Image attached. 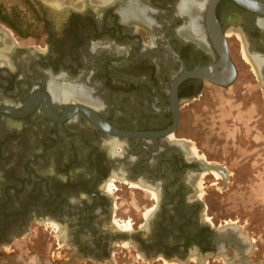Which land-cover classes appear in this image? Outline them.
<instances>
[{"label": "flooded vegetation", "instance_id": "obj_1", "mask_svg": "<svg viewBox=\"0 0 264 264\" xmlns=\"http://www.w3.org/2000/svg\"><path fill=\"white\" fill-rule=\"evenodd\" d=\"M20 1L24 12H0V163L9 160L13 166L25 159L34 174L17 179L28 188L34 165L62 148L72 150L61 154L65 171L50 166L36 176L42 193L29 196L28 220L21 217L22 202L12 201L21 215V233L32 218L61 225L67 229L65 242L74 246L70 262L103 260L113 247L128 244L145 258L182 264L193 253L222 255L228 264L236 256L235 264H263L250 258L251 239L238 230L227 233L231 241L224 239L216 230L227 222L214 226L201 216L196 189L211 173L204 168L211 163L177 129L182 109L203 97L209 85L226 88L235 82L234 47L263 80L264 16L257 12L264 10L257 2L264 0L215 2L236 75L227 84L208 77L182 79L177 87L180 118L173 131V85L185 71L221 59L209 29L214 0ZM223 63L216 67L219 75L213 73L218 79L228 73ZM68 87L84 97H55ZM38 143L42 146L29 152ZM17 188L10 196L18 194ZM124 189L142 194L140 215L128 208L137 217H116L120 196L115 192ZM9 227L0 228V244L19 234Z\"/></svg>", "mask_w": 264, "mask_h": 264}, {"label": "rangeland", "instance_id": "obj_2", "mask_svg": "<svg viewBox=\"0 0 264 264\" xmlns=\"http://www.w3.org/2000/svg\"><path fill=\"white\" fill-rule=\"evenodd\" d=\"M0 4L8 12H24L26 9L20 0H0ZM243 54L257 72L245 48ZM232 57L238 67V77L232 86L220 88L209 85V91L203 97L189 102L182 109L181 123L177 130L178 136L189 140L186 143L191 144L205 160L222 166L227 171V176L218 172L219 178L212 171L208 172L199 181L196 190L203 202L201 216L209 217L214 226L224 222L236 224L239 232L253 242V249H249L250 258L264 264V198L258 199L256 196V189L264 188V78L261 82L257 80L251 67L240 58L237 47L233 48ZM257 75L260 79L258 73ZM40 146L42 145L38 143L29 152L36 151ZM68 152H72L71 148H62L58 155L56 153L47 159H41L34 165L36 175L34 181L26 185L28 188L20 180H28L34 173L28 170L25 159L18 160L13 166L8 164L9 160L0 163V228L8 224L16 227L19 233L8 242H1L0 264H182L175 259L145 258L133 247H128V244L113 247L111 256L103 260L90 261L84 258L70 262L74 246L65 242L67 229L61 225L53 223L51 226L32 218L28 229L21 233L18 220L21 217L28 220L26 205L29 196L42 193L36 176L43 175L50 166H55L57 173L65 171L61 154ZM83 164L84 162L78 166L83 168ZM258 185L260 186L257 187ZM15 186H18V194L10 196V191ZM115 194L120 196L116 217H137L134 212L130 214L128 208L135 207L137 211L142 202V194L126 189ZM14 199L22 202V216L17 215L19 209L12 208ZM137 214L140 215L139 211ZM7 231L8 229L1 232V236ZM68 234L70 237L69 231ZM58 242L62 244L60 248H57ZM193 254L195 255L187 264H228L222 255L213 257L211 254Z\"/></svg>", "mask_w": 264, "mask_h": 264}, {"label": "water", "instance_id": "obj_3", "mask_svg": "<svg viewBox=\"0 0 264 264\" xmlns=\"http://www.w3.org/2000/svg\"><path fill=\"white\" fill-rule=\"evenodd\" d=\"M217 0L213 1L212 4V12H209V29H210V34L214 40L215 46L221 56L220 62L217 65L214 66H209V67H202L199 69H196L194 71H185L184 74L175 82V84L173 85L172 91V108H173V112H174V123L173 125L169 128V131H173L178 123H179V118H180V113H179V106H178V102H177V87L179 82L187 77H196V78H203V77H208L210 80H212L213 82L219 83V84H227L229 82H231L235 75H236V70L235 67L233 65V63L231 62V58L229 56V51H228V46H227V41L225 36L223 35V33L220 30V25L219 22L216 18V14L213 11L215 2ZM241 4H244V2L242 0H238ZM245 5V4H244ZM247 6V5H246ZM261 8H264V4H260L259 5ZM249 7V6H248ZM252 8V7H251ZM255 10V8H252ZM259 11V10H258ZM260 15L264 16V12H257ZM225 63L226 64V68H227V75H224V78L222 79H218V75L219 72H217V68L216 67H222L221 63ZM213 73H218V75H213ZM221 73V72H220ZM209 74V75H207ZM211 76V77H210ZM98 119V118H96ZM99 120V119H98ZM105 125V124H104ZM105 129L110 130V131H114L117 132V130L113 129L112 127H108V126H104ZM205 169H214L217 170L218 172H220L221 174H225L224 169L221 166L218 165H212V164H206L204 166ZM221 227V226H220ZM217 228L216 233H220L222 232L221 228ZM228 228V227H227Z\"/></svg>", "mask_w": 264, "mask_h": 264}, {"label": "bare ground", "instance_id": "obj_4", "mask_svg": "<svg viewBox=\"0 0 264 264\" xmlns=\"http://www.w3.org/2000/svg\"><path fill=\"white\" fill-rule=\"evenodd\" d=\"M257 4H258V7L257 8H259V9H262V10H264V8H261L259 5L260 4H262V3H260V2H257ZM131 14H132V12H130ZM134 13H140V12H134ZM141 14H142V12H141ZM129 15V13L127 14V15H125V16H128ZM193 31L194 32H197V30H195V29H193ZM229 51V50H228ZM230 56V55H229ZM231 58V57H230ZM231 62H232V60H231ZM223 65H224V72H225V74H226V72L228 71L227 70V68H226V64L225 63H223ZM207 77V76H206ZM55 87V86H54ZM59 88V87H58ZM67 88V87H66ZM61 89L60 90V92H58L59 93V95L57 94V92H55V97H57V96H60V97H64V98H83V97H81V95H85V94H81V93H79L78 92V90L77 91H75L74 89H71V90H69V87H68V89ZM55 91V90H54ZM58 91V90H57ZM54 94V93H53ZM210 170H212V174H214V176L216 177V178H219L220 177V174L218 173V172H216L213 168L212 169H210ZM228 227V228H227ZM221 229H223L222 230V232H221V234L223 235V237H224V239H227V240H229V241H231L230 240V238H229V235L228 234H231V233H234L236 230H238L239 231V228H238V226L236 225V224H225V225H223V226H221L220 227ZM228 233V234H227ZM244 233V232H243ZM227 235V236H226ZM244 235V234H243ZM245 243L247 244V241H245ZM248 246V245H247ZM247 251V250H246ZM248 252V251H247ZM243 253V252H242ZM244 254H247V253H244ZM248 256V255H247ZM237 257V256H236ZM236 257H235V260H236ZM238 258V257H237ZM241 258H242V256H241ZM243 259V258H242ZM228 260V259H227ZM235 260L233 259V260H231V262H230V264H235ZM245 260V259H244ZM242 263L243 264H247V263H245V261H243L242 260ZM237 264V263H236ZM251 264V263H250Z\"/></svg>", "mask_w": 264, "mask_h": 264}, {"label": "crops", "instance_id": "obj_5", "mask_svg": "<svg viewBox=\"0 0 264 264\" xmlns=\"http://www.w3.org/2000/svg\"><path fill=\"white\" fill-rule=\"evenodd\" d=\"M260 185H258L257 187H259ZM256 196L258 197V199H262L264 198V188L259 187V189H256Z\"/></svg>", "mask_w": 264, "mask_h": 264}, {"label": "trees", "instance_id": "obj_6", "mask_svg": "<svg viewBox=\"0 0 264 264\" xmlns=\"http://www.w3.org/2000/svg\"><path fill=\"white\" fill-rule=\"evenodd\" d=\"M2 8H3V6L0 4V12L3 10Z\"/></svg>", "mask_w": 264, "mask_h": 264}]
</instances>
